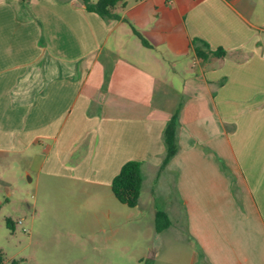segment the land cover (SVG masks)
<instances>
[{"label":"crops","instance_id":"obj_1","mask_svg":"<svg viewBox=\"0 0 264 264\" xmlns=\"http://www.w3.org/2000/svg\"><path fill=\"white\" fill-rule=\"evenodd\" d=\"M115 11L0 0V187L32 184L36 212L78 214L109 196V230L144 227L152 238L135 255L152 264H264V0H125ZM193 37L226 54L201 59ZM177 108L178 150L160 168ZM128 159L142 162L135 206L110 186ZM157 197L171 217L161 231Z\"/></svg>","mask_w":264,"mask_h":264},{"label":"rangeland","instance_id":"obj_2","mask_svg":"<svg viewBox=\"0 0 264 264\" xmlns=\"http://www.w3.org/2000/svg\"><path fill=\"white\" fill-rule=\"evenodd\" d=\"M35 201L32 184L23 181L10 195L0 187V252L6 262L15 258L19 264H137L140 258L135 253L141 254L150 244L151 234L139 232L144 227L137 232L133 227L128 236L123 234V226L115 235L111 233L108 227L114 223L113 215H108L107 209L115 207L109 196L99 197L104 207L95 209L87 203L80 206L78 214L63 207L53 210L52 204L36 212L33 205H27ZM157 204L163 205L160 197ZM93 209L100 215L96 219ZM6 217L12 219V228L7 226Z\"/></svg>","mask_w":264,"mask_h":264},{"label":"trees","instance_id":"obj_3","mask_svg":"<svg viewBox=\"0 0 264 264\" xmlns=\"http://www.w3.org/2000/svg\"><path fill=\"white\" fill-rule=\"evenodd\" d=\"M82 2L87 10L97 12L103 17L115 18L120 17L119 13L115 11V7L117 5L121 7L125 5V0H82ZM142 40L144 43H147L145 39L142 38ZM192 43L195 55L203 60L210 56H223L226 54L223 47L211 48L210 45L200 37H193ZM177 122L178 108L171 113L162 130L165 151L160 163V168H162L178 150L176 137ZM141 164V160L128 159L122 163L118 172L111 179L110 186L114 195L118 200L128 206H135L138 202L143 179ZM5 220L7 226L12 228V219L6 217ZM170 223V215L162 206L157 205L154 215V228L157 231H161L167 228ZM0 264H19V259L12 258L9 262H6L4 261L3 254L0 252ZM137 264H152V260L149 258H140Z\"/></svg>","mask_w":264,"mask_h":264}]
</instances>
